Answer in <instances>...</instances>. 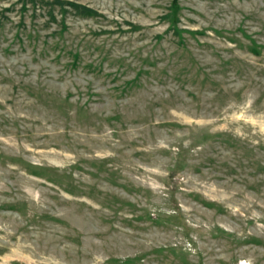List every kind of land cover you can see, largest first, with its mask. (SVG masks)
I'll list each match as a JSON object with an SVG mask.
<instances>
[{"label": "rangeland", "instance_id": "374dc122", "mask_svg": "<svg viewBox=\"0 0 264 264\" xmlns=\"http://www.w3.org/2000/svg\"><path fill=\"white\" fill-rule=\"evenodd\" d=\"M0 264H264V0H0Z\"/></svg>", "mask_w": 264, "mask_h": 264}, {"label": "trees", "instance_id": "16d2710c", "mask_svg": "<svg viewBox=\"0 0 264 264\" xmlns=\"http://www.w3.org/2000/svg\"><path fill=\"white\" fill-rule=\"evenodd\" d=\"M71 6H72V8L76 11V10H78V6L76 5V4H73V3H71Z\"/></svg>", "mask_w": 264, "mask_h": 264}]
</instances>
